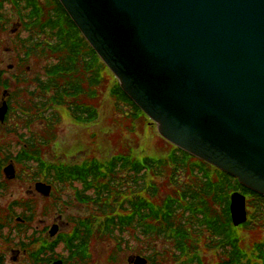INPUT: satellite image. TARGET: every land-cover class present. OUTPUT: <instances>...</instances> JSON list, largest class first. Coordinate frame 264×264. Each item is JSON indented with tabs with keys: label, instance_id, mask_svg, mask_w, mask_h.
<instances>
[{
	"label": "water",
	"instance_id": "water-1",
	"mask_svg": "<svg viewBox=\"0 0 264 264\" xmlns=\"http://www.w3.org/2000/svg\"><path fill=\"white\" fill-rule=\"evenodd\" d=\"M58 1L166 141L264 196V0Z\"/></svg>",
	"mask_w": 264,
	"mask_h": 264
},
{
	"label": "trees",
	"instance_id": "trees-1",
	"mask_svg": "<svg viewBox=\"0 0 264 264\" xmlns=\"http://www.w3.org/2000/svg\"><path fill=\"white\" fill-rule=\"evenodd\" d=\"M16 1L29 11L28 16L20 11L27 16L26 25L46 39L47 51L42 53L54 57L44 69L46 80H39L48 92L49 119H58L56 109L74 122L97 121L99 110L91 100L98 101L99 91L105 87L116 110L124 112L120 109L123 106L142 114L58 0ZM171 147L164 158L138 159L127 147L105 162L87 163L86 173L93 179L88 182L86 178L85 185L86 190L94 191L89 203L94 219L82 223L83 228L93 231L94 237L111 240L119 252L128 232L137 242L141 238L165 240L173 257L183 264H204L202 249L217 255L215 264H264V197L234 177ZM234 192L247 200L248 220L238 228L232 226L229 216V196ZM252 232L256 242L249 245L244 235ZM162 260V254L148 257L150 264Z\"/></svg>",
	"mask_w": 264,
	"mask_h": 264
},
{
	"label": "flooded vegetation",
	"instance_id": "flooded-vegetation-1",
	"mask_svg": "<svg viewBox=\"0 0 264 264\" xmlns=\"http://www.w3.org/2000/svg\"><path fill=\"white\" fill-rule=\"evenodd\" d=\"M6 4L14 8L16 25L25 30L26 37L9 40L12 47L5 53L0 45V264H96L90 251L93 231H86L82 224L94 215L68 213L89 205L94 194L86 190V178L88 182L93 179L86 173V161L74 160L81 151L63 155L52 149V144L58 147L52 142L56 161L49 163L41 157V165L38 145L33 143L35 120L39 128L45 126L50 131L59 121L49 119L48 92L39 85V80H46L47 65L39 77L30 78L31 73L26 71L34 54L48 55L42 53L47 51V41L26 25L29 11L16 0H0V29L9 26L3 15ZM22 10L27 16L20 14ZM15 44L22 54L15 55ZM5 54L13 55L15 63L3 69ZM17 182L24 186L17 188ZM39 184L42 189L37 188ZM115 261L111 254L104 264H117ZM126 264L136 263L127 259Z\"/></svg>",
	"mask_w": 264,
	"mask_h": 264
},
{
	"label": "rangeland",
	"instance_id": "rangeland-1",
	"mask_svg": "<svg viewBox=\"0 0 264 264\" xmlns=\"http://www.w3.org/2000/svg\"><path fill=\"white\" fill-rule=\"evenodd\" d=\"M3 15L9 21L8 27L0 29V45H2V50L5 53L6 49L12 47L9 40L25 38L26 34L25 30L16 25L14 8L6 4ZM20 54H22V50L18 44H15V55ZM2 59L4 61L3 69L15 63L14 56L11 54H5ZM53 62L54 57L51 55L34 54L29 63L26 64L28 67L26 71L31 73L30 78L39 77L43 66ZM22 71H25V68ZM109 86L108 82L107 88ZM99 93L100 98L98 101L91 100V105L96 106L99 110V117L93 125L88 127L76 125L63 111L54 109V113L57 114L59 120L56 124L57 126H54L55 130H47L45 126L39 128V125L35 124L36 120L33 122L36 140L57 143L58 147L52 144V149L61 152L63 155H70L73 150H80L81 152L74 158L75 161L80 162L90 159L105 162L109 160L108 157L127 150V147L131 148V155L138 159L142 158V156L164 158L168 155L172 147L162 140L156 125H151V121L147 117L133 109L120 106V109L124 112L121 113L116 110L114 102L106 95V87L101 88ZM51 143L47 148L40 150V156L49 163H55L56 156L53 155L55 152L51 150ZM21 186H24L23 183L17 182V188ZM68 213L71 216L75 214L80 217L92 214L89 205L77 207V210L72 209ZM129 234L128 232L124 234L120 252L114 248L115 243L107 240V238L95 237L92 239L90 246L91 261L96 264H104L106 257H110L112 254L117 264H126L127 259H133L132 257L134 256L139 255L151 258L162 254L163 260L160 264H183L182 260L173 257L170 244L165 240H146L141 238L137 242ZM255 235L254 232L247 233L244 235V239L250 245L251 242H256ZM148 247L151 248V251ZM247 247L250 248L248 245ZM200 256H202L204 264H215L218 262L217 255L211 251L202 249Z\"/></svg>",
	"mask_w": 264,
	"mask_h": 264
}]
</instances>
